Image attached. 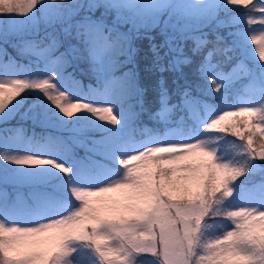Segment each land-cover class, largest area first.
<instances>
[{
	"label": "snow or ice",
	"instance_id": "1",
	"mask_svg": "<svg viewBox=\"0 0 264 264\" xmlns=\"http://www.w3.org/2000/svg\"><path fill=\"white\" fill-rule=\"evenodd\" d=\"M257 173L264 0H0V264H264Z\"/></svg>",
	"mask_w": 264,
	"mask_h": 264
},
{
	"label": "rangeland",
	"instance_id": "2",
	"mask_svg": "<svg viewBox=\"0 0 264 264\" xmlns=\"http://www.w3.org/2000/svg\"><path fill=\"white\" fill-rule=\"evenodd\" d=\"M230 7H232V6H230ZM236 7H238V9H239V11H241V12H243V11H245V9L242 7V6H236ZM250 27H252V28H257V27H259L258 25H252V26H250ZM223 31V30H222ZM258 34V33H257ZM249 36H251V33L249 34ZM249 43H251L250 42V39H249ZM188 46H191V42L189 41L188 42ZM254 45H252V49L254 50ZM8 49H10V52L13 54V55H15V52H13V49L11 48V47H9ZM186 50H187V48H186ZM257 59H258V57H257ZM69 71H71V69H69ZM186 71H190L189 69H186ZM83 79H84V82H85V84H88L89 83V80H88V78L87 77H83ZM146 117V119H147V116H145ZM37 131H39V129H37ZM229 139H234V138H232V137H228ZM80 151V154L82 155L83 154V150L81 149V150H79ZM252 179H253V181L255 182V183H257V184H259L262 180H264V177H262L259 173H257V174H255L253 177H252ZM148 259H151V257H147Z\"/></svg>",
	"mask_w": 264,
	"mask_h": 264
},
{
	"label": "trees",
	"instance_id": "3",
	"mask_svg": "<svg viewBox=\"0 0 264 264\" xmlns=\"http://www.w3.org/2000/svg\"><path fill=\"white\" fill-rule=\"evenodd\" d=\"M8 51L10 52V49H8ZM11 53V52H10Z\"/></svg>",
	"mask_w": 264,
	"mask_h": 264
}]
</instances>
